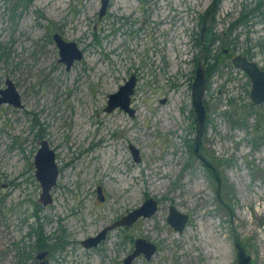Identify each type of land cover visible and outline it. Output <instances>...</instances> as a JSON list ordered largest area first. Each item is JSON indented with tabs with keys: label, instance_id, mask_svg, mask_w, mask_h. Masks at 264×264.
<instances>
[{
	"label": "rangeland",
	"instance_id": "1",
	"mask_svg": "<svg viewBox=\"0 0 264 264\" xmlns=\"http://www.w3.org/2000/svg\"><path fill=\"white\" fill-rule=\"evenodd\" d=\"M18 2L11 18L8 7ZM212 2L110 0L99 16L100 0H0V86L9 76L23 103L0 104V264H19L15 242L35 238L26 237L35 215L46 234H59L60 226L74 239L73 250L68 245L64 259L55 253L49 264H97L100 252L76 240L148 196L158 200L157 211L112 231L106 243L112 248L124 236L126 252L137 236L157 244L149 259L132 264H233L236 242L253 264H264V103L251 101L250 80L229 56L250 46L264 65V0H220L213 15L206 12ZM257 3L245 24L228 29L244 4ZM202 26L222 35L212 51L230 54L220 53L206 76L196 155L188 143L196 127L191 83L199 60L204 67L194 44ZM55 31L83 52L69 69L58 61ZM131 73L133 115L105 110L108 94ZM42 137L59 167L47 206L37 201L33 165ZM170 204L189 216L182 231L166 221Z\"/></svg>",
	"mask_w": 264,
	"mask_h": 264
},
{
	"label": "water",
	"instance_id": "2",
	"mask_svg": "<svg viewBox=\"0 0 264 264\" xmlns=\"http://www.w3.org/2000/svg\"><path fill=\"white\" fill-rule=\"evenodd\" d=\"M109 3V0H101L99 15H102ZM59 51V61L65 63V68L69 69L73 62L83 56L82 50L79 48L74 40H65L61 35L55 33L53 35ZM231 62L233 65L245 72L250 80V97L253 103H264V68L253 59H249L243 54H237L232 57ZM206 74L201 60L198 61L194 70V77L191 83V100L192 108L195 113V142H199V137L205 126L206 108L203 102L204 92L206 88ZM136 84V75L131 73L124 83L120 84L116 91L108 94L105 110L110 111L115 107H120L133 115L134 108L130 105L131 95L134 92ZM163 100V99H162ZM9 103L15 107L23 105L21 95L16 88L14 81L6 76L4 80V87H0V104ZM197 145V144H196ZM135 160L139 159L138 149L132 144L129 145ZM206 166L211 167L215 171L214 166L201 156ZM33 165L35 168L34 176L39 183L40 192L37 201L43 206H47L53 202L52 189L56 184L59 174V167L56 160V152L50 146L47 138L42 137L39 139V145L33 155ZM158 209L157 199L153 196H148L144 201L135 208L129 210L126 214L122 215L119 219L115 220L112 224L104 226L97 234L88 236L82 239V244L85 247L96 245L102 240L107 231L117 225H130L138 218H145L151 216ZM189 216L187 213L180 211L174 204L168 207L166 217L174 229L182 231ZM237 248L236 259L233 264H253L251 256L246 253L245 248L238 242L235 243ZM156 249V244L152 240L144 237H137L134 240L133 249L127 253L121 264H131L132 260L140 253L149 259ZM47 254V250H42L37 253V258H42ZM45 264V261L41 262Z\"/></svg>",
	"mask_w": 264,
	"mask_h": 264
},
{
	"label": "trees",
	"instance_id": "3",
	"mask_svg": "<svg viewBox=\"0 0 264 264\" xmlns=\"http://www.w3.org/2000/svg\"><path fill=\"white\" fill-rule=\"evenodd\" d=\"M21 1H22V4L25 6L31 0H21ZM219 1L220 0H213L212 4L210 5L209 9L206 10V12L211 11V14L213 15L216 9V5L218 4ZM18 5H19V2L15 3L11 7H8L10 10L9 15L11 18H14V15H15L14 12ZM260 5H261L260 3H257V5L253 9H249V8H246L247 5L244 4V6H242L241 9L239 10L238 16L235 19H233L231 23L229 24L228 29L236 27L239 24H245L248 20L249 13H251L254 10L259 9ZM205 15H207V13ZM205 15L201 14L200 17L204 19ZM207 19H208V15H207ZM221 37H222L221 33L214 32L212 30V27L208 26L203 32H202V27H201V29L198 32V36L195 38L194 44L198 46L199 48L198 51L202 54V60H203L206 76L210 74L211 72H213L219 66V61H220L219 57H220V53H222L223 50L222 51L219 50L217 52H214L212 50H213V45L215 41L220 39ZM247 47L243 50V52H247L249 50ZM39 135L42 136L41 133ZM188 147H189L190 153L192 152V150L194 151L193 149L194 144L188 143ZM35 216H36L35 223L37 224L36 228L35 226L32 225V229L34 228L33 232L28 231L27 235L25 234L28 239H30L33 236H35V238L28 245L25 243V240L23 238L15 242V245L17 247V252L20 254L19 264H27L28 260L31 261L34 258L35 251H37L40 248L48 247L52 251H57V250L61 251L65 249V247L70 242L69 238H67L64 232L65 231L64 228L58 226L60 233L56 234L55 236H52L51 238L52 243H50L49 242L50 235L48 234V236L45 237L44 232H43L44 230L41 227V223L39 222V215H35ZM61 234H63V236H61Z\"/></svg>",
	"mask_w": 264,
	"mask_h": 264
},
{
	"label": "flooded vegetation",
	"instance_id": "4",
	"mask_svg": "<svg viewBox=\"0 0 264 264\" xmlns=\"http://www.w3.org/2000/svg\"><path fill=\"white\" fill-rule=\"evenodd\" d=\"M100 2H101V0H100ZM109 4H110V0H109V3H108V5H107V8H106V10H105V12L102 14V15H99V16H104V15H106L107 14V12H108V7H109ZM98 14H99V11H98ZM255 14V12H251V13H249V17H248V20H249V18L252 16V15H254ZM238 16V15H237ZM236 16V17H237ZM247 20V21H248ZM55 33H58L59 35H61L62 36V34H60L59 32H57V31H55V32H53V34H52V39H53V41H54V43H55V45L57 46V44H56V42H55V40H54V37H53V35L55 34ZM63 37V36H62ZM64 38V37H63ZM65 39V38H64ZM65 40H68V39H65ZM58 48V47H57ZM249 50L247 51V52H240V53H234L233 55H229L230 56V58L232 59V57L233 56H235V55H237V54H243V55H245V56H247L249 59H253V60H255L253 57H254V52L252 51V50H250L251 48H250V46L249 47H247ZM59 52V51H58ZM223 52L224 53H227V54H230V52H229V50L225 47V48H223ZM82 58V57H81ZM80 58V59H81ZM77 60H79V59H77ZM59 61V60H58ZM256 61V60H255ZM61 62H63V61H61ZM257 63H258V61H256ZM64 63V62H63ZM74 63V62H73ZM232 63V62H231ZM259 65H260V67L261 68H264V65H262V64H260V63H258ZM64 65H65V63H64ZM72 66V65H71ZM235 66V65H234ZM236 67V66H235ZM238 68V67H237ZM0 87H4V86H0ZM12 105V104H11ZM23 106V105H22ZM21 106V107H22ZM199 143V142H198ZM198 143H196L195 141H194V152H195V154L197 155L199 152V146H198ZM197 144V145H196ZM139 160V159H138ZM210 169H211V171L212 172H214V174H216V172L215 171H213L212 170V168L210 167ZM97 192L98 193H100L101 195L99 196V198L100 199H103V195H102V193L100 192V190L98 189L97 190ZM157 202H158V200H157ZM158 205H159V202H158ZM159 207V206H158ZM133 208H135V207H133ZM131 210V209H130ZM129 211V210H128ZM127 211V212H128ZM126 212V213H127ZM126 213H124V214H126ZM124 214H122V215H124ZM122 215H120V216H116L115 218H113V220L112 221H110L109 223H107V224H105V225H103L99 230H97L95 233H93V234H90V235H87L86 237H88V236H93V235H95V234H97L104 226H106V225H109V224H112L115 220H117V219H119ZM167 217V216H166ZM40 218V217H39ZM141 218V217H140ZM140 218H138V219H140ZM137 219V220H138ZM136 220V221H137ZM135 222V221H134ZM133 222V223H134ZM132 223V224H133ZM132 224H130V225H132ZM130 225H117V226H115V227H113V228H111V229H109L108 231H107V233H106V235H105V237L102 239V240H100L96 245H94V246H90V247H85L83 244H82V239H84V238H86V237H83L82 239H80V240H76V242L78 243V244H80L84 249H85V251H87V252H89V253H91V252H100V257L98 256V258H99V263H97V264H108V262L109 261H112L113 262V259H116L117 261H116V264H121L122 263V261H123V259H124V257L127 255V253H129L132 249H133V246H134V240H135V238H137V237H139V236H137V237H135L132 241H133V244H131V246L129 247V249H128V251L126 252L125 251V245H122V242H124V236H120V235H118V237H117V239L115 240V241H113L112 243V248H108L107 247V241L108 240H110L111 239V232L112 231H114V230H117V231H119L120 232V229L121 230H124V228L125 227H127V226H130ZM59 230V229H58ZM60 231V230H59ZM44 232V231H43ZM56 234H58L57 232H53L52 234H49L50 235V238H49V242L50 243H52V240H51V238H52V236H55ZM64 234V233H63ZM63 234H61V236H63ZM44 235H45V237H47L48 236V234H46L45 232H44ZM131 236H129V238H130ZM142 237V236H141ZM68 238V237H67ZM145 238V237H144ZM149 240V239H148ZM73 241H74V239L72 238L71 240H70V242L68 243V245H71V249L73 250V246H75V244H73ZM71 243V244H70ZM155 243V242H154ZM156 244V243H155ZM67 245V246H68ZM66 246V247H67ZM65 247V248H66ZM156 249H157V244H156ZM156 249H155V252H156ZM42 250H47V254L44 256V257H42V258H37V253L39 252V251H42ZM64 250V249H63ZM62 251V250H61ZM60 250H57V251H52V250H50V248H48V247H44V248H40V249H38V251L36 252V255L34 256L35 257V262H37L38 264H42L41 262L42 261H45V264H49V261H50V257L52 258L53 256H54V254L55 253H59V254H61V257L64 259V254H63V252H61ZM112 254H113V256H112ZM143 256V258H145V259H147L144 255H143V253H140V254H138L137 256ZM136 256V257H137ZM135 257V258H136ZM134 258V259H135ZM133 259V260H134ZM133 260H132V262H133ZM91 261V260H90ZM132 262H131V264H132ZM71 264H73V263H71ZM91 264H92V261H91Z\"/></svg>",
	"mask_w": 264,
	"mask_h": 264
}]
</instances>
